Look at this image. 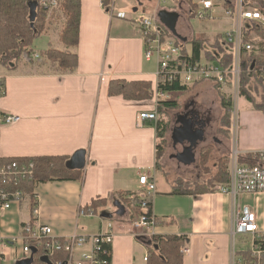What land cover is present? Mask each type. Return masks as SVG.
Wrapping results in <instances>:
<instances>
[{"label": "crops", "instance_id": "1", "mask_svg": "<svg viewBox=\"0 0 264 264\" xmlns=\"http://www.w3.org/2000/svg\"><path fill=\"white\" fill-rule=\"evenodd\" d=\"M113 1L82 0L80 42L77 47L69 49L60 39L64 28L60 22L55 23L51 11L48 26L41 36L47 39L44 51L52 47L77 55L79 66L75 73L55 71L42 56L44 51H34L33 60L23 59L15 71H8L0 65V115L21 118L14 125H0V166L9 159L71 157L81 151L86 153L83 182L39 185L35 192L38 201L35 212L30 198L12 202L9 209H0V264H16L26 258L20 239L24 236V226L31 223L33 226H50L54 236L61 238L75 234L94 236L111 230L115 237L112 264H148L145 262L148 246L138 237L147 240L149 235L135 227L137 219H131V208L125 204L128 201L126 193H139V179L144 175L156 185L152 198L153 213L161 222L154 229V234L184 237L183 248H188L189 252H182L183 264H241L242 259L237 253L251 250L253 237L238 236L233 241L232 197L219 189L213 193L197 192L196 195L191 192L174 193L182 181L194 185L192 191L197 188L195 185L210 183L218 174L222 159L227 160L230 171L233 133L232 129L230 136L220 133L224 113L217 85L205 81L189 86L193 89L185 94L200 88L205 90L202 93L212 95V99L207 98L202 107L192 99L184 101L183 98L181 101L185 94L171 93L172 101H179L182 108L170 111L176 115L175 121H170L168 149L161 166L163 168L167 161L175 160L172 165L177 173L172 177L167 173L160 177L162 168L160 170L156 166L158 122H147L143 127L136 123L141 111L153 109L152 100L135 102L121 96H109L110 83L115 80L148 81L154 89L157 84V63L145 59V46L134 23V13L119 5L116 14V0ZM235 1L219 0L212 17L200 21H211L213 28L221 31L219 34L226 35L234 24L225 9L231 8ZM176 2L181 7L180 11L190 18H197L199 0ZM166 4H157L151 15L157 14L163 31L192 53L191 41L200 36L181 28V12L177 7H164ZM134 11L138 12V8ZM143 11L148 14L145 8ZM245 24L248 26L250 23ZM219 34H205L203 37L214 38ZM36 55L41 57V62L34 59ZM201 62H209L204 54ZM3 78L6 87L5 95L1 96ZM220 90L232 97L231 86H220ZM242 100L237 148L245 160L264 151V115L248 101ZM166 118L159 115V121H169ZM184 121L201 132L204 138L201 144L192 146L187 143L185 147L183 142L187 141L183 140L180 132L186 127ZM170 141L173 143L172 151ZM208 147L211 154L203 169L200 165L201 151ZM190 148L194 161L185 163L181 161L180 154ZM196 163L201 171L192 169ZM180 165L188 168L187 171L181 170ZM185 172L190 177L195 176L196 180L183 176ZM97 199L106 200V206L95 214L86 212V216H80V212ZM237 203L256 214L260 230L264 233V193L244 194Z\"/></svg>", "mask_w": 264, "mask_h": 264}, {"label": "trees", "instance_id": "2", "mask_svg": "<svg viewBox=\"0 0 264 264\" xmlns=\"http://www.w3.org/2000/svg\"><path fill=\"white\" fill-rule=\"evenodd\" d=\"M40 0H3L2 18L0 30V65L8 71H15L18 64L23 59H30L34 53L33 45L37 38H40L48 26L49 10L38 9L34 27L31 22V3ZM60 4V9L65 17L66 23L61 34V42L66 48H74L80 42V24L82 12V0H56ZM106 1V0H105ZM260 10L264 13V0L260 3ZM106 5V3H105ZM228 5V4H227ZM252 34H256L262 42L257 51L242 52L241 56V78L240 97L248 101L253 108L264 115V27L258 22H250L246 29L245 43L248 44ZM181 48V60L185 62L197 63L201 61L204 54L207 61L219 64L225 71L229 72L234 64V46L229 43L227 36L216 35L212 40L208 37H195L191 41L192 53H189L185 46L177 44ZM52 65V68L64 74L75 73L79 66L77 55L55 48H49L41 53ZM231 78V74L229 76ZM6 82L1 79V96L5 95ZM160 90L167 93L180 92L189 93L193 87L181 86L178 83L159 86ZM217 92L221 100L223 118L220 133L230 136L232 129V98L226 96L217 85ZM154 94V86L148 81H126L115 80L110 83L109 96H121L127 101L145 102L151 101ZM179 101H161L158 103L159 115L167 116V112L179 110ZM166 114V115H165ZM170 122L161 120L157 123L159 144L157 145V168H161V160L167 152V133ZM211 154V149L205 148L201 151L200 162L204 169L207 166ZM16 162L20 167L33 165L32 177L26 176L16 180V175H7L2 178L0 189L3 193L11 195L9 200H13L12 195L21 193L23 198H30L32 211L35 212L38 201L36 189L41 184L51 182H83L86 175V153L84 151L76 153L74 156L59 157H37L9 159L2 162V165L9 166ZM241 163L250 166L259 164L258 155H250L248 159H241ZM227 160L220 161L218 174L213 177L210 183L194 186L185 182H180L175 188L176 194H197L213 193L218 189L228 185L230 173L227 168ZM128 201L125 204L131 208V219L139 218L141 215L148 217L154 215L153 201L149 203L147 210L140 207L132 208L133 203L138 200L139 193H126ZM135 197V201L129 199ZM107 201L97 199L90 206L83 210L88 213H97L106 206ZM156 223L161 221L154 215ZM33 225L32 223L30 224ZM25 225L24 227H26ZM26 243L31 246V256L19 260L16 264H66L67 255L61 251L54 256H48L43 248L37 247L36 242L27 239L24 231ZM146 240L145 237H138V240L148 246V264H183L184 256L182 248L185 244L184 237L180 235H156L153 234ZM260 243V242H258ZM264 246V243L262 242ZM110 247L104 246L100 254L101 258L112 264V255L109 254ZM242 259L241 264H255L256 257L251 250L237 253ZM264 264V261H263Z\"/></svg>", "mask_w": 264, "mask_h": 264}, {"label": "built area", "instance_id": "3", "mask_svg": "<svg viewBox=\"0 0 264 264\" xmlns=\"http://www.w3.org/2000/svg\"><path fill=\"white\" fill-rule=\"evenodd\" d=\"M2 1L0 0V30L2 18ZM262 0H236L232 7L225 9L229 19L233 21V29L226 34L229 43L234 46V64L232 70L225 71L219 64L206 62L191 63L181 60V48L177 41L169 36L161 28L160 18L157 14H143L134 23L140 31L144 46L145 59L155 60L157 63V84L152 98L153 109L141 111L137 116V126L143 127L145 123H157L159 121L158 103L170 101L171 93L159 89V86L178 83L181 86H193L200 82H211L215 85H229L232 88V133L234 148L230 160V181L228 185L220 189L221 193L229 195L233 199V222L232 237L235 241L238 236L250 235L253 237L252 253L256 257L255 264H263L264 261V233L260 230L256 214L248 208L238 205V198L244 194H263L264 193V151L255 155L259 156V164L250 166L241 163V152L237 148V136L239 130L238 100L240 97V78H241V56L244 50L257 51L262 40L257 36H251L249 43L246 39V22H258L264 27V13L260 10ZM115 2V0L113 1ZM161 3L166 4L164 0ZM219 0H199V9L196 16L200 20L212 17L213 11L219 6ZM254 3V4H252ZM40 9L53 11L60 4L56 0H40ZM34 59H39L36 55ZM231 74V78L229 77ZM21 120L19 116L0 115V125H14ZM33 165L20 167L16 162L11 165L0 166V183L2 178L7 175H16V180L21 177H32ZM140 191L139 198L133 203L132 208L140 207L147 210L149 203L153 200L156 185L149 176H141L139 179ZM11 195L3 193L0 189V209L5 210L11 207L14 201L22 199L21 193L12 195L13 200H9ZM129 199L135 201V197ZM82 210L80 216H86ZM92 214V213H90ZM137 229L146 231L147 235L154 234L157 226L154 215L148 217L141 215L134 222ZM27 239L36 242L37 247L43 248L48 256H54L63 251L68 259L66 264H109V261L101 258L100 254L104 246L110 247L109 254L112 255L114 234L113 231H103L94 236L73 235L67 238L55 237L50 226L27 225L24 229ZM23 246V255L31 256V246L26 243V238L20 239ZM260 242V243H258ZM86 250L84 253L79 251ZM182 252L187 254L188 248H183ZM148 262V256L145 258Z\"/></svg>", "mask_w": 264, "mask_h": 264}, {"label": "rangeland", "instance_id": "4", "mask_svg": "<svg viewBox=\"0 0 264 264\" xmlns=\"http://www.w3.org/2000/svg\"><path fill=\"white\" fill-rule=\"evenodd\" d=\"M164 1L167 2V4L164 5V7L168 8V7L172 6V7H177L178 11L181 10V7L177 6L176 0H164ZM159 3H161L160 0H153V2H150V0H116V4L114 5V10H115V13L118 14V12H117L118 7H119V5H122L123 8L127 9V11L133 12L134 16H132V17L133 18L135 17V19H137V17H140L143 14H145V12L143 11V8H145L147 10L148 14H153L154 8ZM252 4H254V3H252ZM161 6H163L162 3H161ZM135 8H138V12L134 11ZM180 12H181L182 17H183L181 19V21H180L181 28H185L188 31H193V32L196 33L197 36H205V34H210L209 36H212L214 34L221 33V31H218V30L213 28L211 21H200V19H198V18H190L184 12H182V11H180ZM50 13H51V11H49V15H50ZM51 15H53V19L56 21L55 23L60 22L62 24V27L63 28L65 27L66 20H65V17L63 16V13H62V11L60 9V6L57 9L53 10ZM224 30H226V27L224 28ZM253 35L257 36L256 34H253ZM209 39L212 40L213 37H210ZM32 48L36 52L44 51L47 48V39H43L41 37L37 38L35 40L34 45H33ZM33 54H35V52ZM39 59H37V61L41 62V60H39ZM25 60H27V61L31 60L32 61L33 59L31 57L30 59H25ZM153 62H155V60H153ZM204 91L205 90L201 91L200 88H199L198 90H196V92H192L190 94H185L181 98V101L183 100V98H184V101H189V100L192 99L194 103L195 102L201 103V105L199 103H198V105H200L199 107H202L203 102L205 100H207V98L212 99V95L209 94V93H206V94L202 93ZM170 101H172V99ZM242 101L243 100L241 98L238 100V114H240V112H241ZM194 103H192L193 104L192 106H194ZM185 106H186V103L183 104V108ZM181 108H182V106H181ZM175 115H176L175 112H170V115L166 119H169V122L171 121V123H172L173 121H175ZM170 143L172 145L169 148L172 151L173 150V143L171 141H170ZM180 158H181V160L183 162L184 161L186 162L189 159V157L185 154V152L183 154H180ZM173 163H175V160H172V161L169 160V161L166 162V166L165 167L162 168V166H161L162 171L160 172V177H163L164 174H166V173L168 175H170L171 177L173 175H176L177 170L172 165ZM200 165H201V162H200ZM200 165L198 163H196L194 166H192V169L193 170L198 169L199 171H201ZM180 169L183 170V171H187L186 169H188V168H186V167L184 168V167H182V165H180ZM185 173L186 174H183V176H187V178H190L191 180H196L195 176L190 177L187 172H185ZM194 173H197V172L195 171ZM199 173H201V172H199ZM248 244L250 245V242H248ZM79 252L82 254V253L86 252V250L79 251Z\"/></svg>", "mask_w": 264, "mask_h": 264}, {"label": "water", "instance_id": "5", "mask_svg": "<svg viewBox=\"0 0 264 264\" xmlns=\"http://www.w3.org/2000/svg\"><path fill=\"white\" fill-rule=\"evenodd\" d=\"M30 6H31V22H32V27H34L37 11L39 9V4L37 2H33L31 3ZM161 18H163V15H161ZM184 125H186V127L181 128L180 132L182 133V135L188 134L189 136L187 137L182 136L183 140H186L187 142L191 143L192 146H197L201 144L204 139L201 132L196 131V127L195 126L193 127V125H189L187 121H184ZM192 148L188 149L187 152H185V154L189 157V159L186 162L184 161L185 163H190L194 161Z\"/></svg>", "mask_w": 264, "mask_h": 264}, {"label": "flooded vegetation", "instance_id": "6", "mask_svg": "<svg viewBox=\"0 0 264 264\" xmlns=\"http://www.w3.org/2000/svg\"><path fill=\"white\" fill-rule=\"evenodd\" d=\"M187 136H189L188 134H185V135H183V137H187ZM187 143L189 144V142H183V144L185 145V147H187Z\"/></svg>", "mask_w": 264, "mask_h": 264}]
</instances>
